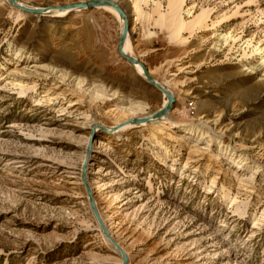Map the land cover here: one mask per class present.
I'll return each instance as SVG.
<instances>
[{
    "label": "rangeland",
    "instance_id": "obj_1",
    "mask_svg": "<svg viewBox=\"0 0 264 264\" xmlns=\"http://www.w3.org/2000/svg\"><path fill=\"white\" fill-rule=\"evenodd\" d=\"M113 1L160 122L115 8L0 0V264H264V0Z\"/></svg>",
    "mask_w": 264,
    "mask_h": 264
},
{
    "label": "water",
    "instance_id": "obj_2",
    "mask_svg": "<svg viewBox=\"0 0 264 264\" xmlns=\"http://www.w3.org/2000/svg\"><path fill=\"white\" fill-rule=\"evenodd\" d=\"M10 1V3L26 12V13H30V14H43L46 11L49 10V8H51V6H47V7H32L29 5H25L22 2H20L19 0H8ZM103 5H110L112 7H114L121 16H123L124 18H126V23L124 25L123 31L121 33L120 36V41H119V46H118V51L120 53V55L125 58L126 60L130 61L132 64H140L142 66V69L144 71V75L148 78V80L150 81L151 84H153L154 86H156L159 90H164V88L159 85L156 80L151 76L147 66L141 61L139 60L137 57L129 55L128 53H126L124 51V43L127 39L128 36H130V30H131V25L128 22V18H127V14L124 12V10L118 6V4H116L113 0H92V1H82V2H75V3H69V4H64V5H60V6H55L60 10H68L69 12H72L74 10H82V9H93V8H97V7H101ZM168 94V93H167ZM170 96V102L160 110V113H167L171 107H172V103L174 101V96L168 94ZM135 122H139L140 123V119H137ZM85 183H86V187L89 193V199H90V203L92 206V209L105 233V235L108 237V239L114 244V246L121 248L120 245L113 239L112 235L110 234L108 228L106 227V224L104 223L99 211H98V207L96 204V201L94 199L93 193H92V189L91 186L89 185V183L87 182V180L85 179ZM122 255H123V259H124V263L127 261V254L126 252L122 249Z\"/></svg>",
    "mask_w": 264,
    "mask_h": 264
},
{
    "label": "bare ground",
    "instance_id": "obj_3",
    "mask_svg": "<svg viewBox=\"0 0 264 264\" xmlns=\"http://www.w3.org/2000/svg\"><path fill=\"white\" fill-rule=\"evenodd\" d=\"M8 1V0H7ZM116 1V0H115ZM8 2H10V1H8ZM101 7H109L108 5H103V6H101ZM112 7V6H111ZM120 7V6H119ZM114 8V7H113ZM69 13V11L68 10H60V9H58L57 7H55V6H51V8H49V10L48 11H46L45 13H43V14H39V15H47V14H54V15H56V16H64V15H66V14H68ZM118 13V12H117ZM119 14V13H118ZM50 16V15H49ZM119 16H120V18H121V23H122V26H123V28H124V25H125V23H126V18H124L123 16H121L120 14H119ZM122 31V30H121ZM130 37V36H129ZM124 51L126 52V53H129V51H128V40L126 39V41H125V43H124ZM133 56V55H132ZM264 61V60H263ZM134 65H138V70H139V72H140V74H143L144 75V71H143V69H142V66L140 65V64H134ZM145 76V75H144ZM146 77V76H145ZM156 82L159 84V85H161L163 88H164V90H162V94L164 95V97H165V102H164V107L170 102V96L168 95V94H170V95H172L173 96V94L174 93H172V90H170L169 88H167L164 84H162L161 82H159V81H157L156 80ZM168 93V94H167ZM166 114H163V113H160V112H157V113H155L153 116H148V117H143V118H138V119H140V123H143V122H160L159 120L160 119H165L166 118V116H165ZM137 119L135 118V119H131L129 122V125H127V126H125V127H130V126H135V125H137L138 123L137 122H135ZM162 121V120H161ZM144 124H146V123H144ZM124 128V127H123ZM113 246H114V244L112 243V242H110ZM116 247V246H115ZM119 251H120V254H122V250H121V248H118V247H116Z\"/></svg>",
    "mask_w": 264,
    "mask_h": 264
}]
</instances>
